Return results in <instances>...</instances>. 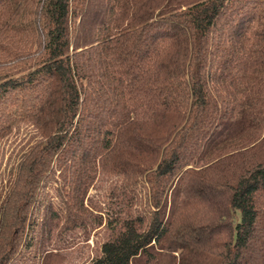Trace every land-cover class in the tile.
<instances>
[{"label": "trees", "instance_id": "trees-1", "mask_svg": "<svg viewBox=\"0 0 264 264\" xmlns=\"http://www.w3.org/2000/svg\"><path fill=\"white\" fill-rule=\"evenodd\" d=\"M10 142L0 264H264V0H0Z\"/></svg>", "mask_w": 264, "mask_h": 264}, {"label": "rangeland", "instance_id": "rangeland-1", "mask_svg": "<svg viewBox=\"0 0 264 264\" xmlns=\"http://www.w3.org/2000/svg\"><path fill=\"white\" fill-rule=\"evenodd\" d=\"M16 146V143H4L0 147V177L3 175V170L8 164V157L12 155V151ZM66 246L74 245L73 249H69L66 253V260L64 264H81V261L88 254V247L84 246L82 242L83 235L74 234L73 236L64 237ZM66 241V242H65ZM92 242L91 240L89 241Z\"/></svg>", "mask_w": 264, "mask_h": 264}]
</instances>
